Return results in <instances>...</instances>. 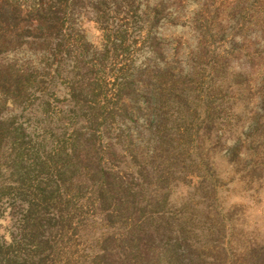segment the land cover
<instances>
[{"label": "rangeland", "instance_id": "rangeland-1", "mask_svg": "<svg viewBox=\"0 0 264 264\" xmlns=\"http://www.w3.org/2000/svg\"><path fill=\"white\" fill-rule=\"evenodd\" d=\"M165 245L264 264V0H0V253Z\"/></svg>", "mask_w": 264, "mask_h": 264}, {"label": "trees", "instance_id": "trees-1", "mask_svg": "<svg viewBox=\"0 0 264 264\" xmlns=\"http://www.w3.org/2000/svg\"><path fill=\"white\" fill-rule=\"evenodd\" d=\"M163 215V214H160ZM167 248V249H166ZM166 251L158 254L155 256L152 261H150V264H173V263H181L180 260L175 261L176 258H173L172 255H170L169 246L166 247ZM138 253V252H137ZM132 254H128L129 257H122L121 259H117V261H109L107 264H137L138 263V254L131 257ZM126 258V259H125ZM156 258V259H155ZM0 264H16L14 262H10V259L6 253H0ZM24 264H27L24 262Z\"/></svg>", "mask_w": 264, "mask_h": 264}]
</instances>
